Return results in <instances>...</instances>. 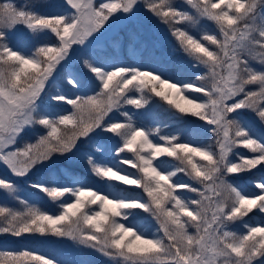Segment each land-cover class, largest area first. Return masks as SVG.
Instances as JSON below:
<instances>
[{
	"label": "snow or ice",
	"instance_id": "obj_1",
	"mask_svg": "<svg viewBox=\"0 0 264 264\" xmlns=\"http://www.w3.org/2000/svg\"><path fill=\"white\" fill-rule=\"evenodd\" d=\"M63 3L67 11L60 15L0 3V166L12 177L25 178L55 159L78 161L83 145L101 133L113 134L118 138L114 161L97 163L90 155L86 161L92 175L107 182V190L86 187L79 176L72 178L74 186L31 184L57 202L60 211L49 213L23 199L19 211L0 206V235L66 238L113 264H264V223L244 220L254 212L264 214V181L255 182L256 194L247 195L229 179L264 166V136L257 138L239 119L241 110H247L264 123V70L250 64L255 60L264 66V0H185L191 12L173 0ZM141 9L168 26L180 50L194 57L193 67L202 66V74L193 81L172 76L153 62L155 54L136 32L127 34V55L136 58L135 63L100 47L106 34L113 33V46L121 48L118 30L131 24ZM199 20L214 24L219 35L205 33L197 39L182 27ZM17 26L31 33L50 32L58 43L25 54L8 42ZM59 73L65 74L72 95L58 93L50 102L70 108L52 115L42 109V101ZM84 88H91V93H82ZM165 88L187 107L171 99ZM153 96L176 113L210 126L206 131L216 137L217 150L177 142L175 135L160 136L164 143H157L152 129L122 111L125 106L147 111ZM113 113L124 119L112 120ZM36 126L46 134L35 144L16 147ZM236 147L252 155L237 154L234 162L229 156ZM125 152L132 156L122 157ZM160 157H175L180 164L165 168ZM181 173L191 183H178L175 178ZM132 188L140 189L146 199L133 194ZM178 190L193 197L185 200ZM0 191L17 198L13 180L0 178ZM65 196L71 199L62 200ZM141 212L156 220L161 234H146ZM237 223L244 231L231 230ZM0 264L60 261L30 250L0 251Z\"/></svg>",
	"mask_w": 264,
	"mask_h": 264
},
{
	"label": "rangeland",
	"instance_id": "obj_2",
	"mask_svg": "<svg viewBox=\"0 0 264 264\" xmlns=\"http://www.w3.org/2000/svg\"><path fill=\"white\" fill-rule=\"evenodd\" d=\"M2 2H11L15 6L25 7L26 10L35 11L41 15H60L67 11V7L64 5L63 0H0V3ZM173 3L189 12L192 11L185 3V0H173ZM182 27L197 39L201 38L205 33L219 35L216 26L206 20H199L196 25L184 24ZM129 32H136L141 40L147 43L149 52L155 54L152 57L153 62L166 68L172 76L184 81H193L196 75L202 74V66L197 65L195 68L193 67V65L196 64L194 57L180 50L179 44L175 38L172 37L168 26L152 16L151 13H148L146 9H141L131 24L121 26L118 30L119 38L124 42L121 48L117 49L113 46L114 41L111 39L113 33L106 34L100 47L111 53H118L125 62L135 63L136 58L127 55V34ZM8 42L13 48L25 54H30L40 45L58 43L55 36L50 32L31 33L23 26H17L9 33ZM209 47L214 46L210 45ZM147 58L146 56L145 59ZM250 64L257 71L264 70V66L255 60H251ZM80 66L82 67V62ZM81 92L90 94L91 88L81 89ZM58 93L72 95L70 87L66 84L64 73H59L57 75L56 79L47 88L46 94L43 97L42 109H46L48 114L56 115L58 113H64L70 108V106L66 105L56 106L50 102V97ZM190 95L202 97L200 93H191ZM181 105L187 107L186 105ZM145 108L147 111H145V109L137 110L132 106H125V109H122V111L127 110L129 113L134 114L136 123L145 128L152 129L156 133V135L152 137L155 142L163 144L164 142L159 139L160 136L171 137L175 135L177 137V142L211 147L213 151L217 150L216 137L206 131L210 126L198 120V118L182 116L176 113L175 109L170 105L164 104L161 101L154 103L150 101V106H145ZM241 113L239 119L247 127L252 129L254 135L257 138L264 136V123L260 122L259 118L250 111L241 110ZM111 118L114 121H122L124 119L119 116V113L111 114ZM45 134L46 131L43 127L36 126L22 135L16 147L23 148L27 144H35L38 136ZM110 136L112 137L111 140L108 139ZM117 142L118 138L113 134L101 133L99 136H96L92 142L82 146L78 161L55 159L51 164L38 166L25 178L12 177L0 166V178L13 180L17 186V198H13L6 192L0 191V206L10 207L19 211L23 209V205L19 203V200L23 199L27 201L28 204L38 207L43 211L53 214L58 213L60 211L58 203L52 201L46 194L30 187V185L41 183L48 186H72L70 183L66 182V179L62 175V171H70L81 179H87L89 182L87 184L88 186L107 190V182L92 175L86 163L87 156H92L97 163H112L114 161L112 149ZM237 154L245 157H250L252 155L249 150L243 147H236L229 158L235 162L237 160ZM121 156L131 157L132 154L125 152L122 153ZM194 159L200 163H205L199 161L198 157H194ZM158 160L166 162L163 165L165 168L180 164V161L175 157H160ZM128 171L133 174L136 173L135 169H128ZM175 179L178 183H191L189 177L182 173ZM229 179L230 182L243 193L254 195L258 192L255 188V182L264 181V166H258L250 172L230 175ZM118 187L124 188L125 186L119 185ZM130 191L146 199L140 189L132 188ZM178 194L185 200L193 197V193L187 192L186 190H178ZM61 199L70 200L71 197L65 196ZM140 215L143 218L141 223L147 226V235H152L153 233L161 234L158 232L159 225L150 214L141 212ZM244 220L249 224H261L264 223V214L254 212L249 214V217H245ZM230 228L238 233L244 231L242 225L239 223L230 226ZM21 250H30L35 253L54 257L60 261V264H113V261L109 258L66 238L52 236L41 237L38 234L26 235L21 238L11 237L7 234L0 235V251L18 252Z\"/></svg>",
	"mask_w": 264,
	"mask_h": 264
},
{
	"label": "trees",
	"instance_id": "obj_3",
	"mask_svg": "<svg viewBox=\"0 0 264 264\" xmlns=\"http://www.w3.org/2000/svg\"><path fill=\"white\" fill-rule=\"evenodd\" d=\"M164 91H165V92H168V93L170 94V98H171V99H175L176 102H178V103H180V104H183V101L180 100L178 96H176V94H175V92H174L173 90H170V89L165 88ZM152 100H153L154 102H157V101L160 102V101H161V102H163L164 104H167V102L161 100V99L158 98V97H154V96H153ZM243 111H245V110H243ZM62 175H63L64 178L66 179V182L70 183L71 185H72V178H73L74 176H77L76 174H73V173H71L70 171H62ZM81 180H82V183L84 184V186L88 187L87 184H88L89 182L87 181V179H81ZM72 186H74V185H72ZM238 189H239V188H238ZM239 190H240V189H239Z\"/></svg>",
	"mask_w": 264,
	"mask_h": 264
}]
</instances>
